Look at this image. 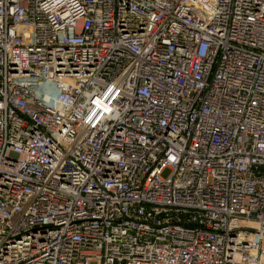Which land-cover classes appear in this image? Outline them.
Here are the masks:
<instances>
[{
    "label": "built area",
    "instance_id": "built-area-1",
    "mask_svg": "<svg viewBox=\"0 0 264 264\" xmlns=\"http://www.w3.org/2000/svg\"><path fill=\"white\" fill-rule=\"evenodd\" d=\"M0 264H264V0H0Z\"/></svg>",
    "mask_w": 264,
    "mask_h": 264
}]
</instances>
